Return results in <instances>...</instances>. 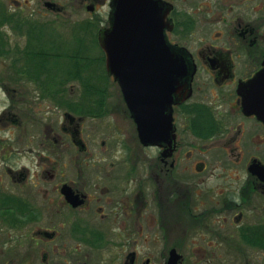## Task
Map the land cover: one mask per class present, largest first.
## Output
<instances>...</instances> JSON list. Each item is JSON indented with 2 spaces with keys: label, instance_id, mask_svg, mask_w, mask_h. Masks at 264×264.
I'll use <instances>...</instances> for the list:
<instances>
[{
  "label": "flooded vegetation",
  "instance_id": "af4514ba",
  "mask_svg": "<svg viewBox=\"0 0 264 264\" xmlns=\"http://www.w3.org/2000/svg\"><path fill=\"white\" fill-rule=\"evenodd\" d=\"M159 1L143 142L111 0H0V264H264V0Z\"/></svg>",
  "mask_w": 264,
  "mask_h": 264
},
{
  "label": "water",
  "instance_id": "95a60500",
  "mask_svg": "<svg viewBox=\"0 0 264 264\" xmlns=\"http://www.w3.org/2000/svg\"><path fill=\"white\" fill-rule=\"evenodd\" d=\"M110 23L111 27L100 35V45L107 56V72L119 82L129 109L144 119L139 124L143 141L149 134L146 128L149 90L162 94L163 86L171 88L176 83L183 84L191 77L190 68L184 63L185 54L165 39L166 14L159 0H111ZM152 57L154 61L170 62V65L154 67L155 71L168 72L169 76H164L168 79L150 84L146 65L139 63ZM178 263V257L169 261V264Z\"/></svg>",
  "mask_w": 264,
  "mask_h": 264
},
{
  "label": "rangeland",
  "instance_id": "374dc122",
  "mask_svg": "<svg viewBox=\"0 0 264 264\" xmlns=\"http://www.w3.org/2000/svg\"><path fill=\"white\" fill-rule=\"evenodd\" d=\"M62 73H63V70L62 69H58V75L61 76ZM239 263H241V262H239Z\"/></svg>",
  "mask_w": 264,
  "mask_h": 264
}]
</instances>
